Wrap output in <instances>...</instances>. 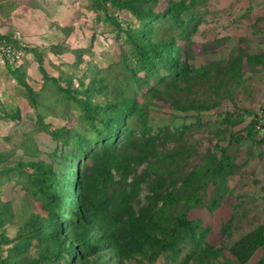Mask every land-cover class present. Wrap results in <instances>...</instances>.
I'll return each mask as SVG.
<instances>
[{
  "label": "rangeland",
  "instance_id": "obj_1",
  "mask_svg": "<svg viewBox=\"0 0 264 264\" xmlns=\"http://www.w3.org/2000/svg\"><path fill=\"white\" fill-rule=\"evenodd\" d=\"M132 1L154 14L185 6L181 18L187 27L182 31L170 14L155 20L163 29L154 28V41L179 39L177 44L186 50L178 60L188 73L175 84L156 85L153 91L145 87L142 93L126 88L124 76L133 64L126 36H136L142 27L128 8L111 0H0V35L21 32L17 48L26 58L24 80L38 103L33 108L23 86L0 65V253L9 264H50L46 256L57 259L58 247L44 239V230L62 219L50 216L31 193L35 171L19 173L16 164L38 161L48 176L58 179L66 172L60 160L65 152L71 155L73 147L50 132L64 126L79 129L83 123L74 102L65 100L44 77L42 66L62 86L80 97L89 95L93 102L107 100L103 88L110 92L109 99L125 88L139 109L127 120L132 133L116 137L122 155L134 158L132 167L115 172L108 186L111 209L120 192L131 193L139 184L119 221L128 251L103 248L97 253L98 264H166V254L152 257L141 231L165 237L168 219L185 211L202 229L210 228V249L206 261L197 260L189 243L177 264H258L264 261V246L245 262L230 249L264 226V130L252 128L256 113L264 111V65L248 60L264 55V0ZM39 114L47 125L39 123ZM223 155L229 157L231 171L214 176L213 167ZM92 165L89 157L77 160L79 184L84 168ZM3 168L9 171L2 173ZM168 194L175 202L164 208ZM71 207L76 205L63 201L60 208ZM144 209V220L132 222ZM59 237L62 243H78L82 235L62 231ZM206 247L202 243L199 254Z\"/></svg>",
  "mask_w": 264,
  "mask_h": 264
},
{
  "label": "trees",
  "instance_id": "obj_2",
  "mask_svg": "<svg viewBox=\"0 0 264 264\" xmlns=\"http://www.w3.org/2000/svg\"><path fill=\"white\" fill-rule=\"evenodd\" d=\"M111 1L116 6L130 9L137 15L142 24L136 36H131L129 33L126 36L131 43L133 54L132 67L124 76L126 88L129 87L140 93L145 87L153 91L156 85L175 84L176 81L187 76V70L181 67L182 61L178 60L179 55L186 52L184 47L177 44L179 39L167 38L158 42L153 40L157 37L154 28L163 29V26L157 25L155 20L166 18L169 14L179 22L181 31L187 27L181 18L185 6L176 5L163 14H154L150 9L141 10L137 8L132 0ZM111 21L117 23L114 19ZM145 25L148 30H146ZM118 27L121 26L118 25ZM12 36L13 34L0 35V39H5L7 42L20 47L21 42L14 40ZM180 39H184V37ZM25 60L26 58L19 65L7 63L4 66L26 90L31 105L36 109L38 107L37 99L33 90L24 80L27 75ZM248 60L255 65H264V55L249 56ZM40 70L44 77L53 82L65 100L74 102V107L81 112L83 125L79 129L64 126L55 128L50 132L55 140L73 147L71 155L65 152V157L60 160L59 164L65 166L66 172L60 175L58 179L54 176H48V172L43 171L41 163L35 160L19 161L16 166L19 173H24L30 169L35 171L32 178L33 185L29 188L31 193L42 203L50 216L59 215L62 219L56 226H50L44 230V239L58 247L57 259L51 256H46L45 259L50 261V264H75L83 261L86 264H98L97 253L103 248L117 251L120 254L128 251L120 238L123 228L119 227V221H121L123 214L128 211L129 198L134 196V191L139 188V184L135 183L131 193L120 192L111 209L109 208L108 186L112 182L115 172L126 167L128 169L132 167L131 162L134 161V158L131 155H122L116 137L120 140L121 134L132 133L133 130L127 125V120L131 116V112L139 111V109L135 107V102L128 96L125 88H118L111 99H109L110 92L103 88L102 91L107 100L103 103L93 102L89 95L80 97L79 92L62 86L59 79L49 76L42 66ZM161 71L164 73L160 74ZM38 120L39 123L47 125L40 114ZM257 120L258 114L256 113L252 125L254 132H259L256 129ZM87 157L92 159L93 165L87 169L84 168L82 183L79 184L76 180L78 175L75 172V163L77 160ZM231 167L229 157L223 155L214 165L213 175H227L230 173ZM8 171L9 168L1 170L2 173ZM165 198L164 208L175 202L172 194L166 195ZM63 201H66L67 205L75 204L76 208L71 207L72 210L67 211L61 210ZM199 201L200 197L197 196L195 202ZM147 214L145 209L142 210L140 216L133 218L132 222H141ZM168 221L170 224L167 227L165 237H158L150 233V230L141 231L142 241L151 250L152 257L157 259L160 255L166 254L169 257L166 264H177L183 250L191 243L193 250H195L193 257L197 260L206 261L210 249L207 242L210 228L202 229L200 222L191 219L186 211L168 219ZM148 222L151 223V219ZM1 227L2 222L0 220ZM148 228L150 229V227ZM96 230L98 231L94 232ZM62 231H64V235L65 233L70 235L74 231H81V242L68 243V240H65V244L59 242ZM202 243H206L207 247L199 254L197 248ZM137 244L141 245L140 242L135 245L139 248ZM262 246H264V226L237 241L230 251L239 261L245 262ZM0 264H9L1 253ZM258 264H264L263 259H260Z\"/></svg>",
  "mask_w": 264,
  "mask_h": 264
},
{
  "label": "built area",
  "instance_id": "obj_3",
  "mask_svg": "<svg viewBox=\"0 0 264 264\" xmlns=\"http://www.w3.org/2000/svg\"><path fill=\"white\" fill-rule=\"evenodd\" d=\"M13 39L22 40V34L20 31L13 33ZM24 53L18 49L17 46L7 42L5 39H0V65L12 64L19 65L23 62ZM257 130H264V111L258 113V120L256 123Z\"/></svg>",
  "mask_w": 264,
  "mask_h": 264
}]
</instances>
